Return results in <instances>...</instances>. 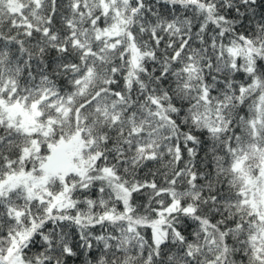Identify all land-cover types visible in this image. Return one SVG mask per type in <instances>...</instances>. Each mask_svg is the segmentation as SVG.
<instances>
[{"label": "snow or ice", "instance_id": "1", "mask_svg": "<svg viewBox=\"0 0 264 264\" xmlns=\"http://www.w3.org/2000/svg\"><path fill=\"white\" fill-rule=\"evenodd\" d=\"M0 264H264V0H0Z\"/></svg>", "mask_w": 264, "mask_h": 264}]
</instances>
